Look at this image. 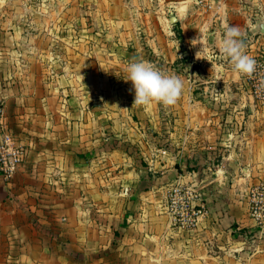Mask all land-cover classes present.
I'll use <instances>...</instances> for the list:
<instances>
[{"label": "crops", "instance_id": "obj_1", "mask_svg": "<svg viewBox=\"0 0 264 264\" xmlns=\"http://www.w3.org/2000/svg\"><path fill=\"white\" fill-rule=\"evenodd\" d=\"M209 1L96 0L47 47L26 28L45 14L0 12V140L25 150L0 177V264H264V106L219 52L232 25L264 59V0ZM140 60L183 80L174 106L133 105ZM176 185L206 211L193 228L168 212Z\"/></svg>", "mask_w": 264, "mask_h": 264}, {"label": "built area", "instance_id": "obj_2", "mask_svg": "<svg viewBox=\"0 0 264 264\" xmlns=\"http://www.w3.org/2000/svg\"><path fill=\"white\" fill-rule=\"evenodd\" d=\"M199 8H211L209 0H191ZM255 70L251 76L241 75L248 93L254 101L264 106V60L257 56ZM2 109L0 108V118ZM25 154L24 147L5 131L0 140V177L4 181L10 180L11 176L21 166ZM198 195L196 190L190 186L176 185L169 189L166 200L168 212L187 228L196 226L199 219L206 214V211L196 206ZM248 208L250 218L256 228L255 232H264V182H260L249 190Z\"/></svg>", "mask_w": 264, "mask_h": 264}, {"label": "clouds", "instance_id": "obj_3", "mask_svg": "<svg viewBox=\"0 0 264 264\" xmlns=\"http://www.w3.org/2000/svg\"><path fill=\"white\" fill-rule=\"evenodd\" d=\"M241 37L242 32L238 27L226 25L219 52L230 62L235 72L251 76L256 62L246 53V46ZM220 73L223 74L222 68ZM124 80L132 82L135 91L133 105L136 106H147L154 102L174 106L183 91V80L179 76L165 74L143 60L129 63Z\"/></svg>", "mask_w": 264, "mask_h": 264}, {"label": "rangeland", "instance_id": "obj_4", "mask_svg": "<svg viewBox=\"0 0 264 264\" xmlns=\"http://www.w3.org/2000/svg\"><path fill=\"white\" fill-rule=\"evenodd\" d=\"M8 5L4 0H0V12H13V13H30V14H45V20H33L27 22L26 28L28 29V39H33L35 45L38 43L36 32L41 30L45 31V41L42 45L48 46L53 43L54 32L64 35L69 30H79L81 20L85 13H88L93 8L96 0H10ZM15 25L23 22L14 21ZM36 33V34H34ZM43 35L40 34V37ZM58 41L60 38H56ZM64 39V38H63ZM60 42V41H59ZM63 43V41L61 42ZM262 59V58H260ZM264 60V59H262ZM244 91H246L244 89ZM261 106V105H260Z\"/></svg>", "mask_w": 264, "mask_h": 264}]
</instances>
